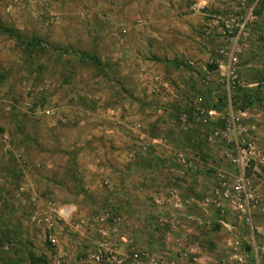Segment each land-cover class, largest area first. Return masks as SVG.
<instances>
[{
    "label": "rangeland",
    "instance_id": "374dc122",
    "mask_svg": "<svg viewBox=\"0 0 264 264\" xmlns=\"http://www.w3.org/2000/svg\"><path fill=\"white\" fill-rule=\"evenodd\" d=\"M195 1L0 0V264H81L100 227L121 253L146 251L166 264H228L229 235L209 218L205 226L189 224L195 252L185 251L192 241L178 252L160 239L176 236L170 219L185 206L206 213V181L213 168L231 166L221 146L206 141L212 121L202 117L192 128L181 127L177 140L153 128L158 108L173 117L189 112L197 99L220 112L214 120L219 127L230 104L246 113L241 120L264 148V40L254 48L258 38L250 34L242 45L241 85L228 94L207 62L219 45L218 0L194 14L188 8ZM156 77L169 81L172 92H150ZM116 108L125 111L130 127L115 121ZM143 116L153 120L145 128L150 139L158 135L166 144L148 145L145 166L157 170L155 176L129 168L143 151L136 142ZM108 125L124 127V145L128 139L134 144H118ZM180 144L193 153L191 166L174 159ZM116 154H125L122 166L130 176L118 175ZM93 163L100 165L98 174ZM262 178L254 177L264 185ZM49 201L70 206L51 241L43 224L30 221L36 211L51 214ZM156 206L167 207L157 223ZM107 216L121 221L113 224ZM255 220L264 227V213Z\"/></svg>",
    "mask_w": 264,
    "mask_h": 264
},
{
    "label": "built area",
    "instance_id": "2783aa9c",
    "mask_svg": "<svg viewBox=\"0 0 264 264\" xmlns=\"http://www.w3.org/2000/svg\"><path fill=\"white\" fill-rule=\"evenodd\" d=\"M215 4L214 17L215 23L218 22L216 31L219 33V45L214 55L207 57V62L215 65L211 71L218 72L217 81L225 87L228 94H232V90L241 85L237 74L241 47L249 38L251 27L258 21L257 9L264 4V0H218ZM208 5L209 0H196L188 9L195 14L202 12ZM189 63L194 64V60H190ZM204 70L206 71V67ZM208 78L205 76V80ZM154 81L150 92L159 95L172 92L169 81L160 77H156ZM245 115L244 111L234 110L229 104L221 125L206 133V141L212 145L219 144L222 156L231 166L230 171L213 168V178L208 184L206 195V211L213 217L212 220L219 230L229 235L230 241L226 250L228 264H264V227L255 220L257 213H264V185L254 179L256 174H261L264 182V148L250 133L248 125L241 120ZM219 116L220 112L217 109H204L201 103L194 99L189 112H180L179 121L184 126L191 127L202 117V120L207 122ZM173 156L181 166H191L193 159L191 150L180 149L175 151ZM170 193L175 195L173 192ZM163 201L157 198V203ZM47 207L51 209V214L41 216L36 211L30 216V221L43 224L51 241L53 235L50 232H53L58 221L70 215V206H57L49 201ZM107 217L113 224L121 221L119 217ZM107 235L108 231L100 227V238L94 242L93 250L81 264L168 262L162 256L143 253L146 251L141 255L121 253L116 246L107 244L105 240ZM193 250L195 252V248L191 249Z\"/></svg>",
    "mask_w": 264,
    "mask_h": 264
},
{
    "label": "crops",
    "instance_id": "0c3cea01",
    "mask_svg": "<svg viewBox=\"0 0 264 264\" xmlns=\"http://www.w3.org/2000/svg\"><path fill=\"white\" fill-rule=\"evenodd\" d=\"M257 13H258V21L251 27V30H250L251 36L256 38V39L258 38L257 40H255L254 48H257L258 46L259 47L262 46L263 43L261 42V40L262 39L264 40V24H263V22H264V4H261L259 6V8L257 9ZM248 62H249V60H248ZM114 111H115L116 116H117V117L115 116V121L116 122L119 121V118H120L121 122L124 123L127 128L130 127L129 126L130 123H127L128 121L125 120L127 118V116H125L126 115L125 111L122 110V109H119V108L118 109L117 108L114 109ZM169 111H170V109L168 110L167 115L165 116V114H164V112H166L165 111V106L164 107H160V108L157 109L158 114L156 116V120H154V122H153L154 123L153 128L156 131L159 132V133H157L159 135H163V134L167 135L169 133V134H172V137H174L175 139L178 140V139H180V136H181V135H178L179 134L178 133L179 129L181 127L185 128V129H189V128H192V126L191 127H189V126L186 127L181 122L177 123V120H179L180 112L172 117V115L169 114ZM168 114H169V117H168ZM167 119H169V120L166 121ZM152 121L153 120H151V119L144 118V116L142 117V121H141L144 125L139 121L141 129H139V132L137 133L136 142L138 144L142 145L141 147H142L143 151L141 152V155H139L138 158L132 160V162H134V163L129 165V168H131L132 166L133 167L138 166L139 170L144 172L145 173L144 175H147V176H151V173L154 176L157 175V170H153L152 172H150V169H147L148 167L145 166V164L148 165L147 164L148 163V159H150L149 156L151 154L150 152H148L149 154L146 153L148 145L149 146L153 145V141L156 142V145L157 144L158 145H163V146L166 145V144H164L165 142H163L161 140L162 137L159 138L158 135H155V137H156L155 139H150L151 134H148L145 131V128L147 127V122H151L152 123ZM210 121H212L213 123L209 122V125H210L209 126L210 127L209 131L212 130V128H215L216 127L215 124L217 123V122H214V120H210ZM108 127H109L108 129L110 131H112L114 134L116 133V135L118 137V139H116L118 144L123 142L122 144H120L121 146H123L124 145V141L126 140V138H125L126 135L124 134L125 133L124 130H126V129L124 127H121L120 125L117 126V128L109 126V125H108ZM119 129H120V132H119ZM129 140L130 139H128V141H127L128 144L124 145V146H128L129 147V145L131 146L132 144H134L135 140L134 141L133 140L129 141ZM156 145H155V147L157 148L158 146H156ZM144 146H145V148H144ZM184 148L185 147H182L181 144H180V147L175 149L174 152L178 151L180 149H184ZM151 149H152V147L150 148V150ZM116 157H117V160L120 161L119 162L120 166L124 165L123 162L125 160V154L124 155L122 154V156L120 154H116ZM107 159H109V158H107ZM95 164L96 163H93V165H92L93 171H95L98 174V172L100 171L99 170L100 169L99 168L100 165H95ZM120 166H119V168H120ZM129 168H126V167L122 166L120 168L119 172H118V175L122 176V177H125V178L130 176L128 174V172L131 171V169H129ZM158 182H159V180H158ZM209 182L206 181V186H204V190H206V195H207V192H208V184H209ZM192 207H193V204L190 205L189 207L185 206L184 208H182V210H180V212H178V213H176V214L171 216V219H170L171 221L170 222H171L172 226H174V228L177 230L176 236H174L172 234V237H174V238H170V236L168 235L170 233H166V234L163 233L160 236L161 241H164L165 239H166V241H172V244H171L170 247H172V249H174L175 251L180 252L183 248H185V246H186L185 244L188 243L189 241H192V242H190V243H192V245L191 246L188 245L189 247L186 248L185 251H188V250H191V249H194V248H197V250H198L199 246L196 244L198 242L194 239L195 235L192 234V233H189L190 232L189 224H191V225L195 224L196 225L195 221H197L198 224H202L201 226H205L206 219H208V218L210 220L213 219V217L210 215V213H207V211H206V213L203 212V210L199 206L197 208L202 212L201 216L198 215L197 212H194V209ZM166 208H167L166 206H164L162 208L156 206V209L158 210L156 212L154 211L155 214H157V218L154 219L156 223L158 221H161L162 219L166 218V217H164V218L161 219L159 214H158V212H162V209L165 210ZM156 228L158 229L157 226H156ZM225 234H227V233H225ZM229 241L230 240H229V236H228L227 244L229 243ZM173 244H174V246H173ZM122 250H124V249H122ZM203 257H204V255L202 253L201 256L198 257V258L199 259H203Z\"/></svg>",
    "mask_w": 264,
    "mask_h": 264
},
{
    "label": "trees",
    "instance_id": "16d2710c",
    "mask_svg": "<svg viewBox=\"0 0 264 264\" xmlns=\"http://www.w3.org/2000/svg\"><path fill=\"white\" fill-rule=\"evenodd\" d=\"M27 44H28V45H32V44H34V43H33V40L28 41ZM91 60H92L93 64H97V62H96V58H95L94 56L91 57Z\"/></svg>",
    "mask_w": 264,
    "mask_h": 264
}]
</instances>
